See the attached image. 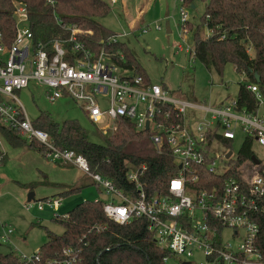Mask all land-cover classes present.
Returning a JSON list of instances; mask_svg holds the SVG:
<instances>
[{
	"label": "built area",
	"instance_id": "2783aa9c",
	"mask_svg": "<svg viewBox=\"0 0 264 264\" xmlns=\"http://www.w3.org/2000/svg\"><path fill=\"white\" fill-rule=\"evenodd\" d=\"M15 6L13 43L7 46L0 32V126L43 145L47 160L72 165L89 176L102 189L104 212L112 221L128 224L146 218L157 245L169 253L165 263L177 258L181 264H193L191 259L201 253L204 264H264V252L258 245L259 218L264 215V161L239 162V153L235 156L229 150L222 155L215 150L217 144L233 143L238 131L245 135L243 145L247 141L264 145V116L260 115L264 91L257 84H245L258 101L256 113L242 109L237 99L220 107L178 99L160 85L147 84L142 74L128 67L122 52L109 50L119 43V36L111 37L99 53L80 41L88 32L76 27H64L71 33L69 38L36 42L27 7L23 3ZM180 14L186 25V8ZM177 49L192 53L191 48ZM30 82L45 87L52 103L63 99L83 103L82 110L102 135L112 134L127 119L139 131L151 133L158 151L167 144L180 170L171 180L168 194L149 197L144 192L139 180L145 167L128 174V180L139 189L135 196L93 173L84 156L56 147L47 132L34 127L16 96ZM197 112L210 114V120L195 117ZM201 184L209 188H198ZM61 204L62 199L56 197L39 203L38 208L58 210ZM27 208L33 205L29 203ZM11 234L14 231L7 230L2 239L9 241ZM78 257L76 251L65 249L44 264H76ZM20 258L28 264L41 262L39 252Z\"/></svg>",
	"mask_w": 264,
	"mask_h": 264
},
{
	"label": "trees",
	"instance_id": "16d2710c",
	"mask_svg": "<svg viewBox=\"0 0 264 264\" xmlns=\"http://www.w3.org/2000/svg\"><path fill=\"white\" fill-rule=\"evenodd\" d=\"M204 1L205 13L194 35V58L209 72L214 71L221 77L228 65L234 66L236 72L246 79L240 85L237 98L239 106L248 113H256L258 101L245 84H257L264 91V0ZM17 3L27 7L29 26L36 42L46 44L53 39L69 38L71 33L64 27H76L88 32L80 36V41L99 53L115 35L98 21L111 11V6L104 0H0V32L7 46L13 43L17 32ZM191 3L193 0H184V6ZM204 28L208 31L207 36L203 32ZM118 49L126 56L128 67L137 70L150 84V78L140 69L133 54L123 43L119 42L109 50ZM174 120L178 121L175 113ZM33 125L47 132L59 149L84 156L93 173L110 179L125 193L131 191L135 196L139 195L135 183L128 180L132 170L146 168L139 182L149 197L167 195L171 180L180 172L169 146L165 144L158 151L151 140V133L139 131L127 119L121 120L117 130L110 135H102L98 131L103 137L101 144L91 142L75 121L59 124L49 115L42 114ZM0 137L11 148L30 147L43 155L45 153L43 145L36 141L28 142L12 129L0 126ZM225 142L230 146V141ZM253 156H256L253 143L247 141L239 152V162L250 160ZM206 176L211 179L212 175L206 172ZM83 188L66 189L56 197L63 199ZM198 188L209 187L201 184ZM103 203L104 200L99 203L81 202L65 217L57 216L55 221L61 224L64 232L61 235L50 231L47 233L48 240L39 250L41 262L35 264H44L49 259L57 258L65 249L78 253L76 264H166L164 258L169 253L157 245L146 218H135L128 224L116 223L106 216ZM259 225L258 245L264 252V215L259 218ZM0 264L28 263L14 253H0Z\"/></svg>",
	"mask_w": 264,
	"mask_h": 264
},
{
	"label": "rangeland",
	"instance_id": "374dc122",
	"mask_svg": "<svg viewBox=\"0 0 264 264\" xmlns=\"http://www.w3.org/2000/svg\"><path fill=\"white\" fill-rule=\"evenodd\" d=\"M104 1L111 6V11L100 18L99 23L112 35L119 36V42L131 51L137 65L152 84L165 86L178 99L213 107H220L238 98L240 85L246 79L236 72L234 66L228 65L221 77L214 71L209 72L194 58V35L205 13L204 0H193V3L185 6L182 0ZM183 7L188 13L186 25L181 21L180 11ZM167 22L170 33L166 31ZM158 26L160 30L157 29ZM145 29L148 30L147 33L142 32ZM203 32L208 35L207 29L204 28ZM178 46L191 48L192 53H179ZM118 50L123 53L121 49ZM125 59L127 61L126 56ZM16 96L29 120L34 122L42 114H47L59 124L75 121L87 133L91 142L103 143V137L81 108L83 103L70 99L52 103L46 96L45 87L36 82H30ZM260 115L264 116V105L260 109ZM195 117L210 120V114L203 112H197ZM244 138L245 135L238 131L230 146L217 144L215 150L222 155L232 150L236 156L241 151ZM1 141L0 253L30 257L38 253L46 243L49 231L57 235L63 234V227L55 221L57 215L63 218L79 203L105 200V196L89 176L74 166L51 162L37 149H14L2 138ZM253 151L258 159L264 161V145L255 143ZM217 159L220 162V158ZM78 187L85 188L61 198L62 204L58 210L48 207L39 210L38 204L46 201L44 199L56 198V194ZM31 192L35 193V199L28 202ZM29 203L33 205L32 209L27 208ZM9 229L14 234L9 236V241H5L2 236ZM191 261L193 264L206 263L201 253H197ZM166 264L181 263L177 258H169Z\"/></svg>",
	"mask_w": 264,
	"mask_h": 264
},
{
	"label": "water",
	"instance_id": "95a60500",
	"mask_svg": "<svg viewBox=\"0 0 264 264\" xmlns=\"http://www.w3.org/2000/svg\"><path fill=\"white\" fill-rule=\"evenodd\" d=\"M192 8H194V6H192ZM166 31H167V33H170V26H169L168 22L166 23ZM256 79H257V82H259L258 76H256ZM148 129H149V125H147V130ZM231 155H232V152L228 153L226 157L229 158ZM251 159L255 164H260V161L258 160V158L256 156H253ZM34 199H35V193L31 192L28 196V202H32V201H34ZM183 264H189V263H183Z\"/></svg>",
	"mask_w": 264,
	"mask_h": 264
},
{
	"label": "crops",
	"instance_id": "0c3cea01",
	"mask_svg": "<svg viewBox=\"0 0 264 264\" xmlns=\"http://www.w3.org/2000/svg\"><path fill=\"white\" fill-rule=\"evenodd\" d=\"M172 92V91H171ZM56 195H58V194H56Z\"/></svg>",
	"mask_w": 264,
	"mask_h": 264
}]
</instances>
